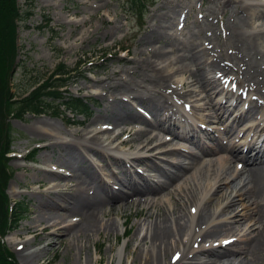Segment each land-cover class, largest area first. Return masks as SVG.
Here are the masks:
<instances>
[{
	"label": "bare ground",
	"instance_id": "obj_1",
	"mask_svg": "<svg viewBox=\"0 0 264 264\" xmlns=\"http://www.w3.org/2000/svg\"><path fill=\"white\" fill-rule=\"evenodd\" d=\"M199 1L205 12L201 16L209 22L204 23L195 17L187 23L189 13L184 9L178 17L185 3L168 8L166 12H163V6L151 14L147 31L139 41L143 46L136 52L139 58L129 60L121 57L118 62H127L126 67L120 66L106 72L103 77L89 79L100 86L97 94L101 99L106 98L104 108L97 110L95 120L105 119L102 124L106 123L112 129L133 122L142 125L138 129L135 126L122 128L108 143H113L122 133L130 130L132 139H143L139 145L141 151L147 149L157 154L145 156L140 153L130 164L125 157L105 153L96 147L104 142L102 136L109 128L95 129L94 125L86 131H76L74 134L78 139L85 140L82 147L100 156L101 168L107 171L105 178L78 145L82 141L72 138L64 142L61 138L63 133L52 134L54 128L58 129L54 125L51 132L45 127H36L37 132L56 139L53 146L59 145L58 158L66 163L67 168L60 171L38 170L41 176L37 175L34 184L41 190L32 193H38L41 201L34 212L36 215L23 227L25 233L34 235L17 245L19 251L30 249L38 237L44 239L42 234L54 239L48 244L53 247L68 235L83 241L103 231L107 235L114 234L120 221L110 217L103 222L101 217L111 215L121 205L147 202L144 207L146 218L132 226V229L138 227L140 234L134 235L130 242L138 240L139 243L135 248H121L118 264H123L124 250L129 259L127 264H245L264 258V140L259 142L256 138L259 130L264 131L261 128L264 123V50L259 46L264 30L248 33L249 18L255 26L258 16H264V0ZM206 2L209 4L207 7ZM217 11H221V15L217 16ZM221 16L226 17L221 19ZM176 17L178 20L181 18L177 24L184 22L183 26L193 22V27L197 29L169 32V29L174 30ZM217 17L222 22L220 30L213 28L212 32ZM103 23H106L105 19ZM121 28L119 18L107 22L103 31L104 40L112 39ZM98 30L95 27L91 33ZM208 30L214 33L213 37ZM222 40L228 45H222ZM169 67H173L172 73L167 71ZM212 70L218 71L211 75ZM179 73L178 80L170 83V77ZM220 74L224 76L220 77ZM186 86L189 88L186 89ZM170 87L173 91L169 90ZM182 88L185 92L177 93ZM257 93L256 99L250 97ZM169 96L172 101L167 100ZM141 109L149 113L152 120L143 115ZM196 111L203 115L197 116ZM181 114L185 115L184 123ZM211 121L225 126L218 134L214 133L213 129L202 125ZM175 124L179 127L184 124V129L177 130ZM240 126L246 128L239 134L242 133V137L247 134L245 138H251L243 148L232 139ZM153 129H159L165 135L174 134L180 141L176 146L163 148L168 141L154 143L159 140L160 134ZM88 133L89 137H85ZM131 141L122 140L120 144L132 145ZM188 143L200 152L188 150ZM48 146L43 144L38 149L47 150ZM110 149L117 151L113 147ZM160 156L164 158L160 160L175 170L162 165L158 161ZM183 156L192 158L193 170V165L186 167L177 160ZM140 164L145 166V171L136 166ZM67 170L76 180L70 186ZM150 172L157 173L163 180L152 182ZM54 190L62 192L54 196ZM165 191L169 194H165L160 202L154 201ZM173 191L186 195L190 202L173 200L169 196ZM13 193L19 194L16 186ZM214 199H217L215 211L208 215L210 202ZM241 199L243 202L238 204ZM238 205L243 208L239 210ZM208 220L215 224L203 232V225ZM244 220H249V223L254 220V223L249 227L247 223L243 229L237 228ZM127 223L122 224L126 226ZM12 234L7 240L14 243L22 232L19 229ZM144 243H150V250L140 253L145 248L141 247ZM83 249L82 245L80 256ZM42 253L43 250L26 253L24 262L28 263ZM239 258L241 260L238 261ZM77 264H81L80 259Z\"/></svg>",
	"mask_w": 264,
	"mask_h": 264
},
{
	"label": "rangeland",
	"instance_id": "obj_2",
	"mask_svg": "<svg viewBox=\"0 0 264 264\" xmlns=\"http://www.w3.org/2000/svg\"><path fill=\"white\" fill-rule=\"evenodd\" d=\"M18 1L21 11L25 16L24 19L19 23L17 34L19 38L17 39L19 54L17 57V66L13 79L14 91L17 94V97L20 98L28 95L39 82L46 80L58 67V65L63 64L74 70L73 83L68 86V94L73 96L92 97L90 104L91 115L89 118L82 116L73 118V116L69 115L66 110L54 109L49 110L50 112L46 114L26 113L21 115L19 114L12 118L11 124L15 132L14 142L12 143L11 149L22 155H26L34 149L35 156L33 157V162H30L29 156L17 158L12 157L11 161L9 162L10 170L13 172V177L10 180L6 194L13 204L17 203L15 205V214L17 217H20L21 220L16 223V227L11 232H9L7 236L3 237L2 242H0L2 246L5 245L7 249L14 253L13 258L16 262L18 261L19 264H77L79 259L81 264H91L92 262L93 264H118V251L121 248H125L126 246H128V248H135L139 243L138 240L130 242V239L134 235L139 236L140 234V229L138 227L132 229V226H134L135 223H140L141 220L146 218V215L144 214V207L147 205V202H142L139 205L134 203L130 204L129 206L121 205L116 207L111 215L103 218L101 217L103 222L108 221L110 217L114 221H120V225L115 229L114 234L107 235L103 231L101 234H93L90 240L83 241H78L76 240V236L72 238V236L67 234L68 236H66L65 240L60 244H56L54 247L48 246L49 243H53L54 239L42 234V236L45 238L40 239L38 237L33 246L27 251H19L17 249L18 244L28 239H32L34 235L32 233H25L23 227L33 216L36 215L34 212L38 210L36 207H38L41 201L38 193H32V191L38 192L41 190L38 185L34 184L36 183L35 180L38 179L37 175L41 176L38 170L41 168H47L60 171L67 168L66 163L63 162V160H59L58 158V155L60 156V153H58L60 151L59 145L53 146V142L56 141V139L50 138V135L37 132L36 127H45L48 130L50 129L49 132H51L54 128L52 126L54 125L58 129L54 128L52 134L62 135L63 133L61 138L64 142H66L72 138L78 139V137L74 134L76 131H86V128L90 126L94 128V125H96L95 129L109 128V131L102 136L104 138V142L96 145V147L101 148L105 153L123 156L129 163L130 161L134 160V156L138 153H141L145 156L157 154L152 151L148 152L147 149L141 151L139 145L142 143L143 139L140 137L138 139H132V136L129 135L130 130L128 132L122 133L113 143H108L116 138L115 136L119 134L122 128L130 129L132 126H135V129H138L142 125L139 122H133L131 124L112 129V126H109L106 123L102 124L105 119L95 120V114L97 113L98 109L101 110L104 108L106 98L105 100L104 98L101 99V97L97 94L98 90L100 91V86L90 82L89 79L103 77L105 76L106 72L110 71L111 69H119L120 66L121 68L126 67L128 65L127 62H118V59L121 57L127 58L129 60H132L133 58H139L140 56H138L136 52L139 51L138 48L143 47L139 41L145 31H147L146 27L151 21V14L154 11L161 10L163 6H165L163 12H166L168 8L179 7L178 4L185 3L182 9L180 8L178 17L179 13L184 9V12L189 13V16L187 17V23L190 22L191 18L193 20L195 17H197L199 20H203L204 23L209 21H207L208 19L206 17L201 16L205 12L203 10V6L200 5L199 0L194 2L192 0H152L143 16H139L138 14L135 15L129 9L130 7L126 5L125 0ZM190 5H192V8H190ZM208 5L209 4L206 2L205 7ZM217 12V16H219V14L221 15V11ZM198 13L200 14L199 18ZM225 17L226 16H221V19H224ZM258 17L259 21L256 22L255 26H253V20L249 18L248 33L264 30V27H258L260 25L264 26V16ZM116 18H119L122 28L116 31L115 36L112 39L108 38L104 40L103 31L107 28V22L113 21ZM104 19L106 20V23H103ZM180 19L181 18H179V20ZM179 20L176 17L175 26L172 28L174 30L169 29V32H173L175 30H178L179 32H188L190 29H197L196 27H193V22H191L189 25L182 26L184 22L177 24ZM215 21L216 20H214V22ZM210 22L212 23V21ZM221 23L220 17H217V23L213 24L212 32L214 29L215 31H219ZM91 25H93V27H91ZM95 27H98L99 30L97 33L93 34L91 31ZM207 28L208 27H206V29ZM208 31L210 37H213L214 33H212L210 30ZM219 36L224 39L222 35ZM206 42V44L209 46V41L206 40ZM214 42L217 43V41ZM221 44L226 45L227 42L222 40ZM259 46L264 50V36L260 40ZM172 68L173 67L167 68V71L172 73ZM212 71L213 73L211 75H215V72L218 70ZM83 74L85 76L81 77ZM220 75V77L224 76L223 74ZM178 76H180V73L172 75L169 79L170 83L178 80ZM224 78L227 79V77ZM50 82L55 83V81L52 80ZM187 88H189V86H186V89ZM66 89L67 86L64 88V90ZM169 90L173 91L172 87H170ZM184 90V88L180 89V91L177 90V93H184ZM197 90L201 89L199 88ZM168 92H166L167 96ZM197 93H199V91H197ZM256 95L258 97V93L254 94L253 96L250 95V97L256 99ZM109 96L112 97L111 94H109ZM170 96L166 98L167 100L172 101ZM244 96L245 95H243V99L246 98V96ZM199 104L201 105V103ZM141 113L152 120L150 114L145 110L141 109ZM196 114L197 116L203 115L200 111H196ZM68 117H71V119L77 124L67 125L66 120ZM184 117L185 115L181 114L183 123L184 119H186ZM42 122H45L46 124H42ZM202 125L207 128H212L213 131H215L214 133L217 134L220 132L222 127L225 126L219 122L216 124L215 121H211L208 124ZM212 125L216 127H212ZM175 126L177 130L181 131L184 129L185 125L182 124L179 127L175 124ZM245 128V126H240L232 138L234 143L240 148L244 147V143L247 142L248 139L250 140V138H245L244 136L241 137V133L239 134L240 130ZM153 130L155 133L160 134L159 140L155 141L154 143L168 141L163 145V148L176 146L177 142L180 141L174 134L165 135L163 131L159 129ZM89 135L90 133L86 134L85 137H89ZM109 137L110 139H107ZM78 140L82 141L78 145L82 148L87 158L96 164L97 168L101 171V173L104 174V177L106 178L105 173H107V171L101 168L102 160L100 159V156L89 151L87 148L82 147L84 146V138H79ZM122 140H132V145L126 146V144H120ZM43 144H49V146L47 150L41 151L38 148ZM112 147L117 149V151H112L110 149ZM186 148L188 150L199 151L196 146L190 143L187 144ZM160 159L164 158L161 156L158 158V161L162 165L168 166V168L171 170H175V168L167 165ZM177 160L186 167L193 165V160L190 156H183ZM18 164L21 166H18ZM136 166L141 171H145V166L143 164ZM191 168L190 169L193 170L194 165ZM67 171L69 172L67 174V179H69L67 183L68 186H70L76 180L72 176V173L70 174V171ZM149 174L153 176L152 182L163 180V178L157 173L150 172ZM237 182L238 180L234 184H237ZM14 186H16V189L19 192L17 195H14L13 193ZM53 192L55 196L60 194L62 191L54 190ZM227 192L229 193V191ZM167 193L169 194L168 191H165L163 194L158 195L155 197L154 201L156 200V202H160ZM177 193L178 192L173 191L169 196L173 198V200H180L182 203L188 201L187 197H185L186 195ZM222 198L223 197H221V199ZM149 200L151 201V198ZM241 202H243L242 199L238 204H241ZM216 204L217 199H214V201L210 202V211L208 215L213 214ZM238 208L241 210L243 207L242 205H238ZM126 221L128 223L126 226H124L122 223ZM247 223H249V220H244L241 224H239V226H237V228L243 229ZM253 223L254 220L249 223L248 227ZM214 224L215 222H212L211 220L206 221V223L203 225V232L211 229ZM19 229L22 232V235L20 237H16L14 243L7 240L9 234L13 233L12 235H14L16 231H19ZM128 230L131 231L130 234H128ZM3 231L5 230L3 229ZM141 235L143 236L144 234ZM209 242L210 240H208V243ZM15 243L17 244L13 246ZM69 245H71L72 248L68 249L67 247H69ZM82 245L84 246V249L80 256L79 252ZM143 246H145V248H142L140 253L143 250H150V243H144L141 247ZM13 248H16L18 252H16ZM45 248L48 250H44ZM39 250H43L41 256L34 258L28 263L24 262V255L26 253H32ZM131 257L133 258V255H131ZM128 260V255L126 254V250H124L122 263L127 264ZM239 260L241 259L239 258L238 261ZM245 264H264V258L261 260L254 259L253 263L246 262Z\"/></svg>",
	"mask_w": 264,
	"mask_h": 264
},
{
	"label": "trees",
	"instance_id": "obj_3",
	"mask_svg": "<svg viewBox=\"0 0 264 264\" xmlns=\"http://www.w3.org/2000/svg\"><path fill=\"white\" fill-rule=\"evenodd\" d=\"M152 0H126L130 10L143 16ZM23 14L18 0H0V231L10 227L11 203L6 190L12 172L9 170L7 153L14 140L13 117L31 112L46 113L50 109L64 107L75 117L90 116V105L81 97L65 95L62 87L72 80V71L56 69L45 82L36 86L28 95L18 97L14 92L13 79L19 54L17 39L19 21ZM65 65H59L63 67ZM58 67V68H59ZM64 68V67H63ZM55 81L51 83L50 81ZM58 82V83H57ZM54 102V104H52ZM58 102V103H57ZM56 103V104H55ZM71 122V121H69ZM11 209V210H10ZM0 264H18L13 254L0 242Z\"/></svg>",
	"mask_w": 264,
	"mask_h": 264
},
{
	"label": "snow or ice",
	"instance_id": "obj_4",
	"mask_svg": "<svg viewBox=\"0 0 264 264\" xmlns=\"http://www.w3.org/2000/svg\"><path fill=\"white\" fill-rule=\"evenodd\" d=\"M227 243V242H226Z\"/></svg>",
	"mask_w": 264,
	"mask_h": 264
}]
</instances>
